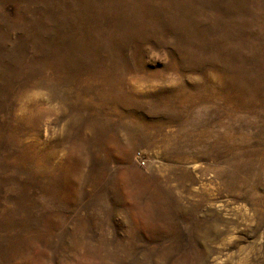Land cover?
Listing matches in <instances>:
<instances>
[{"label": "rangeland", "instance_id": "rangeland-1", "mask_svg": "<svg viewBox=\"0 0 264 264\" xmlns=\"http://www.w3.org/2000/svg\"><path fill=\"white\" fill-rule=\"evenodd\" d=\"M0 264H264V0H0Z\"/></svg>", "mask_w": 264, "mask_h": 264}]
</instances>
